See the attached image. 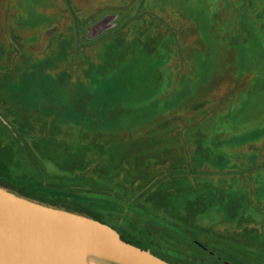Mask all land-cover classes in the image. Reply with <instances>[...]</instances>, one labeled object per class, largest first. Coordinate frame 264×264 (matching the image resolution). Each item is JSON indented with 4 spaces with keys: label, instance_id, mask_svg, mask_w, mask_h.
Here are the masks:
<instances>
[{
    "label": "rangeland",
    "instance_id": "rangeland-1",
    "mask_svg": "<svg viewBox=\"0 0 264 264\" xmlns=\"http://www.w3.org/2000/svg\"><path fill=\"white\" fill-rule=\"evenodd\" d=\"M0 191L238 264L236 233L264 244V0H0Z\"/></svg>",
    "mask_w": 264,
    "mask_h": 264
},
{
    "label": "water",
    "instance_id": "water-1",
    "mask_svg": "<svg viewBox=\"0 0 264 264\" xmlns=\"http://www.w3.org/2000/svg\"><path fill=\"white\" fill-rule=\"evenodd\" d=\"M82 246L123 264H170L106 224L0 191V264H85Z\"/></svg>",
    "mask_w": 264,
    "mask_h": 264
},
{
    "label": "trees",
    "instance_id": "trees-1",
    "mask_svg": "<svg viewBox=\"0 0 264 264\" xmlns=\"http://www.w3.org/2000/svg\"><path fill=\"white\" fill-rule=\"evenodd\" d=\"M59 178H54L52 176H49L48 177V180L49 181H54L53 183H58L60 181H67L68 183H75V179L74 178H65V180L62 178V180H58ZM77 179V178H76ZM78 181V179H77ZM76 181V182H77ZM85 181V179L83 180ZM87 181V180H86ZM85 181V182H86ZM57 187V186H56ZM17 195L19 197H22V198H25V199H28V200H31V201H39V202H42L44 203V200L40 199V198H33L27 194H24V193H17ZM51 206H54L53 204ZM56 206V205H55ZM67 204L64 203L62 207L64 208H67ZM67 212H70V213H76L72 210H69V209H65ZM86 213H89V214H86ZM77 214H80L82 216H86L92 220H95V221H98V222H101L103 224H106L108 226H110L111 228L114 229V227L108 223H106L105 221H103L101 218H99L98 216L94 215V213H92L91 211L89 210H79V212ZM240 226V225H238ZM121 237V239L123 241H125L126 243H129L137 248H140L142 250H145V251H148L146 248L144 247H141L139 246L137 243H134L132 240H129L128 238L125 237L124 234H122L120 231L114 229ZM259 236L258 234L256 233V231H251V230H241L239 231L238 233H236L232 238L231 240L232 241H237V244L234 243V246H235V249H236V253H232L230 254V257L232 258L233 262H236L238 264H255L253 261H250L248 259L245 258L244 255H242L243 251L245 252L244 254H247V255H250V256H256V257H259V259H262L264 260V244L260 243L259 242ZM225 241V240H224ZM243 244V245H242ZM245 246V247H244ZM247 247H257L256 250L257 251H254V252H251L248 250ZM200 248L205 252L207 253L208 255H210L211 257H213L215 260L217 261H220L222 262L223 264H231V263H228V262H225L224 260H222V258L220 256H218L217 254H214L212 253L211 251H209L206 247L204 246H200ZM242 249V250H239V249ZM244 249V250H243ZM247 250V251H246ZM150 253H152L153 255H155L156 257L170 263V264H175L174 262L172 261H169L163 257H161L160 255H158L157 253L153 252V251H148ZM244 257V258H243Z\"/></svg>",
    "mask_w": 264,
    "mask_h": 264
},
{
    "label": "bare ground",
    "instance_id": "bare-ground-1",
    "mask_svg": "<svg viewBox=\"0 0 264 264\" xmlns=\"http://www.w3.org/2000/svg\"><path fill=\"white\" fill-rule=\"evenodd\" d=\"M94 251L86 246L81 247V256L85 264H99L94 257Z\"/></svg>",
    "mask_w": 264,
    "mask_h": 264
}]
</instances>
